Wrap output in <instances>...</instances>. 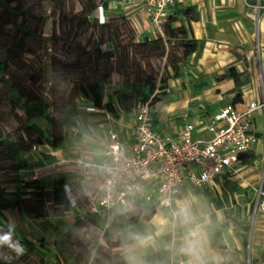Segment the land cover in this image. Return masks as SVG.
I'll return each mask as SVG.
<instances>
[{
    "label": "trees",
    "instance_id": "trees-1",
    "mask_svg": "<svg viewBox=\"0 0 264 264\" xmlns=\"http://www.w3.org/2000/svg\"><path fill=\"white\" fill-rule=\"evenodd\" d=\"M50 4L48 14L43 16L38 13L41 0H0V86L4 92L1 105L8 109L23 136L13 141L0 131V157L8 159L7 166L0 167V174L9 175L8 185L13 186L11 191L0 187V229L7 230L8 226L2 222L6 211L21 214V222L27 225L32 220L42 219L46 203H51L55 218H66L72 210L84 212V215L82 218L76 215L65 231L55 229L54 235L47 234L46 238L36 232L41 231L38 227L34 232L21 234L14 226V239L23 245L24 254L17 256L7 246L0 247V264H128L121 250L141 236L145 223L156 214L155 206L135 203L131 208L115 210V220L107 226L87 213L86 200L76 189L71 191L76 197V205L70 204L65 193V186L70 182L68 173H57L52 178L49 200L45 201L42 177L36 180L28 177V171L37 164L23 158L21 153H30L32 147L40 148L45 144L44 130L35 122L38 119L48 125V144L45 145L55 149L65 141L79 115V96L95 107H103L114 117L120 113L130 114L137 103H147L152 110L157 103L170 101L169 82L182 77L185 66L202 47L190 27L198 20L199 12L195 6L175 4L161 32L153 38L144 36L137 41L135 25L122 13L107 15L108 19L100 23L98 8H102L103 17L110 13L108 0H50ZM47 22L51 31L46 36L36 25ZM88 32L93 36L92 45L81 47L78 38ZM44 41L73 58L71 62L50 58L53 72L49 92L55 114L45 112L39 96L37 83L41 79V68H32L35 65L31 61L27 68L20 67L22 73L19 74L16 72L19 65L10 57L11 53L19 52L36 55L43 49ZM125 48L144 59L164 60L161 76L144 74L135 82L128 78L114 83L108 80L109 73L101 71V67ZM241 74L235 67H229L223 74L215 76L218 82L228 80L233 83L235 95L229 105L235 108L243 107L241 87L248 84V80L240 81ZM67 76L70 77L68 92L61 90ZM207 85L204 74L189 82V88L196 93L207 89ZM151 115L154 128L158 113L152 110ZM256 151L239 155L236 166L253 162ZM87 225L102 231L83 240L81 234ZM240 239L246 249L247 235L242 234ZM46 245L53 253V261L45 259L43 248ZM165 257L166 252L159 249L147 253L142 261L157 264L164 262Z\"/></svg>",
    "mask_w": 264,
    "mask_h": 264
},
{
    "label": "built area",
    "instance_id": "built-area-1",
    "mask_svg": "<svg viewBox=\"0 0 264 264\" xmlns=\"http://www.w3.org/2000/svg\"><path fill=\"white\" fill-rule=\"evenodd\" d=\"M185 1L124 0V4L139 7L131 21L141 25L146 33L151 29L161 32L170 9ZM100 11L99 20L103 18L101 7ZM244 95L243 90L242 108L226 104L196 122L183 123L174 134L153 128L152 110L147 103H137L130 114L120 113L118 117L90 104L84 111L99 113L105 119L108 139L102 158L95 161L88 151L76 146L77 157L71 161L50 153L54 160L50 168L68 163L74 166V178L65 186L70 204L76 205V197L71 193L76 189L86 200L87 213L105 225L115 210L131 208L135 203L169 210L175 221L180 218L181 208H186L172 209L185 184L194 189L211 185L219 176L235 173L239 155L255 150L260 143L264 147V88L261 98L249 94L250 98L245 99ZM118 125L130 132V142L114 130ZM201 132L212 137L209 140L195 137ZM38 150L34 146L30 153ZM46 168L43 164L32 167L28 177L39 179ZM76 215L82 218L84 212Z\"/></svg>",
    "mask_w": 264,
    "mask_h": 264
},
{
    "label": "rangeland",
    "instance_id": "rangeland-1",
    "mask_svg": "<svg viewBox=\"0 0 264 264\" xmlns=\"http://www.w3.org/2000/svg\"><path fill=\"white\" fill-rule=\"evenodd\" d=\"M50 6V0H41V9L38 13L45 16L48 14ZM98 13L100 16L101 11ZM111 14L115 15L117 13H111L110 11V13L105 14L103 18L100 17V23L103 20H107L108 16H111ZM260 14V8L257 5L253 8L252 12V26H255L254 38L257 43H253L252 51L254 59L249 63L247 58L242 59V57H240L239 59L242 68V71L239 72L242 73L240 75V81L244 82L245 80H248V84L246 83L241 87V89L244 90L245 99L250 98L251 95L261 98L262 88H264V55H262L260 60V49L258 47L260 42H264V30H261V28L257 29L256 27V22H258ZM36 26L38 30L45 33L46 36L51 31L49 22L46 24L39 23ZM136 28H139L138 23H136ZM56 31H58L57 28ZM147 32L148 33L145 36L149 38L155 37L157 33L154 29L148 30ZM143 37L141 36L139 28L138 32L135 33V39L139 41L143 39ZM77 42L81 47L86 46L87 44L92 45V33L88 32L84 34L78 38ZM10 57L19 65V68H16V72L19 74L22 73V69L27 68L31 61H33V64L35 65L32 66V68L36 66L41 68V79L40 82L37 83L39 96L42 99V105L45 112L55 114L56 110L55 107L51 106L52 100L49 92L51 88L50 78L53 72L50 58H54L61 62H71L73 58L66 55L64 52H61L58 48L52 47L48 41L43 42V49L38 51L36 55L19 52L11 53ZM105 65L106 66L103 68L101 67V71L103 70L109 73L107 78L108 80H111V82L114 83L127 78L135 82L137 78L144 74H152L155 77L161 76L164 60L155 58L144 59L141 55H137L133 53V51L125 48L122 51L117 52L115 57L107 64L105 63ZM20 67L22 69H20ZM193 68V64L188 62L184 68L182 77L169 82L168 90L172 93L170 95L171 100H163L152 108V110L161 116V125H164L163 118L168 119V124L170 125L182 118L183 121L194 122L196 118H200L201 115L207 116L211 112L220 110L221 107L229 104L234 97L235 93L231 88L233 83L228 80L219 82L221 85L218 90H214L212 87L210 88L209 85H207V89L201 92L196 93L195 91H192L189 88V82L192 80V77L197 74ZM69 79V76L65 77V82L62 83L61 90H65L67 92L70 90ZM212 79H215V81L218 82L215 76L212 77ZM208 83L209 82L207 80V84ZM3 93L4 92L0 86V131L11 140L17 141L21 137L23 138V136L21 135L20 128L10 117L8 109L1 105ZM77 102L79 115L74 119V123L81 122L82 108L86 105L87 100L84 97L79 96ZM167 107H173V109L167 111ZM35 122L43 128L44 143L48 144V125L42 119H38ZM66 139L67 136L65 140ZM83 142L84 139L79 141L80 144H83ZM45 144L40 146L42 151L36 153L38 157L42 156L47 158V149ZM256 150L257 153L253 162L236 166L234 169L235 173H225L219 176L210 187L203 186L200 190H196L188 184L184 185L181 190L182 195L173 202L172 209L175 210L176 208L182 206L186 207L190 220L193 219V221L184 223L181 218H177L173 221L169 210L158 209L156 212V218H159L160 220L164 219L166 221L167 225L165 229H162L161 227L157 228L156 225L151 224H148L149 228H147L150 231L152 230V232H155L157 229L160 230V232L162 231L157 240L159 245L164 243V245H169V251L175 250L177 248L176 244L178 242V238H183L185 233H187V226L190 225L191 222H196L201 218L210 222L211 225H209V231L214 235L215 239L219 238V235L222 232L225 234H231V232L236 230L235 234L239 237H241L242 234L247 235L249 244L250 237H252L255 229L256 219L259 216L264 215V147H262L261 143L257 145ZM21 155L29 161L34 160L32 159L33 153L24 152L21 153ZM7 164L8 159L0 157V167H6ZM10 178L11 177H9L6 173L0 174V187L11 191L13 186L8 185ZM42 183L45 201H48L50 194V181L46 180ZM51 210V203H46L43 217L38 221L40 223L32 220L29 224L25 225L21 222L22 215L16 211H6L2 222L7 226L9 224L16 226L19 228L21 234L34 232V228L38 227L42 232L54 235L55 229L65 231L72 223L73 217L76 214V211L72 210L67 214L66 218L61 219L53 217ZM114 220L115 217L114 214H112L107 226H109ZM145 227L146 224L144 225V228ZM101 231V229H95L91 225H87L82 231L81 238L83 240H89ZM225 239L227 240L226 237ZM48 242H51V240ZM248 244L246 249H242L244 251V258H247ZM48 248L49 245H46L43 248L47 262L53 261V253L49 252ZM229 250H231L228 252L230 257H237L238 252H236L233 248H230Z\"/></svg>",
    "mask_w": 264,
    "mask_h": 264
},
{
    "label": "crops",
    "instance_id": "crops-1",
    "mask_svg": "<svg viewBox=\"0 0 264 264\" xmlns=\"http://www.w3.org/2000/svg\"><path fill=\"white\" fill-rule=\"evenodd\" d=\"M108 1L109 9L113 13H122L132 21L134 15L138 13L139 7H127L124 4V0ZM181 5L195 6L199 12L198 20L190 24L193 37L202 46L190 59V63L193 64V69L197 73L192 77V80L197 75L204 74L209 82V87L218 90L221 84L212 79V77L223 74L229 67H235L237 72H241L240 57L242 59L247 58L248 63L254 59L252 50L253 43H256V41L254 38L255 26H252V12L253 8L258 5L261 14L258 22H256V27L257 29L261 28V30H264V0H186ZM134 25L136 27V22H134ZM139 28L142 37L148 33H143L141 25H139ZM258 47L260 49L259 57L261 60L262 55H264V42H260ZM231 88H233V85ZM90 104L87 101L86 105L82 108L81 122L74 123V127L69 131L65 141L55 149H51L48 145H45L47 158L36 155V153L42 151L40 148L38 152L33 153V162L47 167L41 176L44 181H51L56 176L57 171L68 173L69 180L74 178V166L70 163L61 167L50 168V165L54 161L50 157V153L63 155L68 161H71L77 157L74 148L80 146L83 150L90 153L93 160L99 161L102 158L101 152L108 139L107 128L105 127V119L99 113H86L84 111V108ZM172 109L173 107H167V111ZM200 118L197 117L194 122ZM160 122L161 116L158 114V120L154 129L165 134H174L177 128L187 121H183L182 118L170 125L168 124L169 120L163 118L164 125H161ZM114 130L119 133L123 140L131 141V134L125 128L118 125ZM72 132H75L76 135L73 136ZM195 137L209 140L212 135L208 132H201L195 134ZM83 139V144H80L79 141ZM212 185H208V187ZM156 217L157 213L151 221L145 223L146 227L141 236L147 239L146 243H141L136 239L121 250V253L126 256L128 264H144L142 261L143 257L147 253L156 252L159 249L166 252V257L164 262L157 264H190L193 257L186 250L189 242L192 240H198L202 243V259L204 264H264V215L256 219L255 229L248 244L247 258H244L241 239L235 234L236 230L231 232V234L222 232L219 235L220 237L215 239L214 235L209 231L210 222L202 218L196 222H191L187 226V233H185L183 238H178L177 248L169 251V245H164V243L159 245V242H157L162 231L160 232L157 229L155 232H152V230L148 229V224L156 225L158 228V221L163 225L161 228L165 229L167 225L166 221ZM190 221H193V219ZM40 233L41 236H47L46 232L40 231ZM230 248L238 252L237 257L232 258L229 256L228 252L231 251L229 250Z\"/></svg>",
    "mask_w": 264,
    "mask_h": 264
},
{
    "label": "clouds",
    "instance_id": "clouds-1",
    "mask_svg": "<svg viewBox=\"0 0 264 264\" xmlns=\"http://www.w3.org/2000/svg\"><path fill=\"white\" fill-rule=\"evenodd\" d=\"M178 216L183 220L184 223L190 222L187 208H181ZM157 226L163 227V225L159 221L157 222ZM14 234L15 227L12 224L8 225L7 230L0 229V247L7 246L9 249L15 252L17 256L23 255L25 249L18 240L14 239ZM135 239H137L141 243L147 242V239L143 236H137L135 237ZM186 251L190 256L193 257V260L190 262V264H204V261L202 259L203 245L200 241H190Z\"/></svg>",
    "mask_w": 264,
    "mask_h": 264
}]
</instances>
